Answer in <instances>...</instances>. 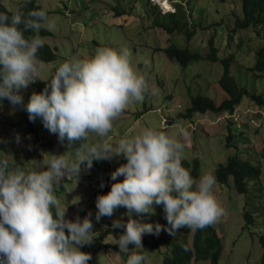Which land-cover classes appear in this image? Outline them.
<instances>
[{"label":"rangeland","instance_id":"obj_1","mask_svg":"<svg viewBox=\"0 0 264 264\" xmlns=\"http://www.w3.org/2000/svg\"><path fill=\"white\" fill-rule=\"evenodd\" d=\"M5 1V0H4ZM23 0L4 2L10 11H16L18 3ZM44 10L49 11L51 26L42 27L50 36L42 37L43 44L49 45L57 54L55 61L46 63L47 69L41 79H51L55 68L71 57H90L97 47H127L136 71L145 75L150 90L154 94L145 96L142 102L130 104L113 122L114 128L109 135L115 144L125 135L132 136L144 128L177 132V139L184 144L182 162L200 163V175L215 173L220 165H226L229 156L239 155L250 159L263 170L264 184V106L258 107L248 97H244L234 113L194 114L185 117L194 97L202 96L213 99L220 104L227 99V94L219 86L224 72L220 63L194 61L187 68L170 60L165 49L171 45L189 48L193 53L206 56L210 52L209 42L219 50L220 59L231 55L235 61L231 75L241 86L258 95L264 92V73L256 74L251 69L256 65V52L263 46L264 28L251 27L247 30L235 29L237 19L243 17L242 5L238 0H166L171 9L161 4L164 0H150L156 4L161 14L175 12L176 6L183 12L178 17L185 18L196 33L189 42L183 32L167 33L156 27L154 17L149 16L148 0H35ZM163 7V8H162ZM113 8L124 10L120 16ZM261 31V36L257 31ZM35 80L26 88H21L23 104H27L33 93H40L47 81ZM179 123L188 133L182 136L173 125ZM240 127V128H239ZM247 131V141L240 131ZM230 130L234 133L233 147L229 146ZM19 134L20 141L15 137ZM95 133H90L88 143L100 141ZM243 145V146H242ZM68 152V153H67ZM67 153L69 158L74 151L68 141L61 142L58 135L49 132L43 126L41 118L28 119V113L22 105L13 108L9 103L0 106V158L7 159L9 170L20 168L25 171H42L47 168L51 154ZM126 163L123 156L109 160H96L95 167H81L79 178L71 177L61 180L54 186V194L67 205L66 219L81 220L89 211L93 221V241L81 247V251L91 254L92 264H125L127 253L120 252L113 235L102 236L113 224L126 215L125 207L114 209L111 217L104 216L99 222L95 220L96 197L107 194L113 183L122 181L123 176L111 180V173ZM197 178V180L199 179ZM103 182L104 187L100 184ZM214 193L225 209V214L212 225L223 239V253L219 264H261L263 249L260 245L264 238V191L257 198L240 195L232 185L216 183ZM154 213L134 219L143 222L166 225L162 205H153ZM249 212L254 220L247 224L244 214ZM195 230L188 235L193 242ZM163 239L182 242L183 231L169 235L163 229ZM129 252L135 245L129 244ZM144 252L143 249H135ZM119 253V256L112 254ZM167 253L165 245L157 252L147 253V264H164ZM197 264H211L200 262Z\"/></svg>","mask_w":264,"mask_h":264},{"label":"clouds","instance_id":"obj_2","mask_svg":"<svg viewBox=\"0 0 264 264\" xmlns=\"http://www.w3.org/2000/svg\"><path fill=\"white\" fill-rule=\"evenodd\" d=\"M45 24L51 26V20L43 8L26 13L18 8L11 16L0 11V101L6 98L13 108L22 105L30 121L41 118L61 142L81 143L71 158L68 152L51 154L42 171L9 170L8 160L0 158V264H88L91 254L80 249L95 237L92 212L82 220L66 219L67 205L54 194V186L66 178L78 180L81 167L91 169L94 160H126L111 173L113 181L124 179L95 201L97 222L118 207L128 210L126 223L112 224L124 229L115 244L127 253L125 264H147L146 253L135 251L144 249L145 234L159 235L163 229L174 236L178 229H203L223 216L225 209L214 193L215 175L206 172L197 180L182 166L184 144L177 132L149 127L109 142L113 122L122 112L154 94L145 75L135 70L130 50L97 47L90 57L63 61L50 80H43L47 65L37 57L43 38L25 32H38ZM37 79L47 81L45 88L23 104L19 90ZM173 127L187 136L179 123ZM90 133L100 141L89 144ZM15 139L19 143V134ZM154 204L163 206L166 225L132 218L133 213H154ZM129 244L135 245L131 252Z\"/></svg>","mask_w":264,"mask_h":264},{"label":"trees","instance_id":"obj_3","mask_svg":"<svg viewBox=\"0 0 264 264\" xmlns=\"http://www.w3.org/2000/svg\"><path fill=\"white\" fill-rule=\"evenodd\" d=\"M242 5L243 17L237 19L235 23V29L247 30L251 27L264 28V0H238ZM149 6L147 7V13L151 17H154L155 26L165 30L169 34L175 32H183L186 39L190 42L195 35V29H190L188 24H182L185 18L178 17L179 12H183L178 5L175 12L161 14L159 7L150 0H148ZM18 8H22L26 13L29 10L41 9L35 0H23L18 3ZM17 8V9H18ZM116 14L120 16L124 10L113 8ZM0 11L5 12L9 16L13 13L7 6H5L0 0ZM46 11V10H45ZM48 17L51 15L49 11H46ZM22 28L23 25H20ZM261 36V31H257ZM25 35H39L40 37L50 36L48 30L43 27L38 32H31L28 30ZM210 52L206 56H202L198 53H193L189 48H181L176 45H171L165 49L166 56L177 63L183 68H187L194 61H209L211 63H220L224 72L219 80V86L224 93L227 94L225 99L220 104H217L213 99L208 97L197 96L192 98L191 107L188 109L185 117H191L194 114H206V113H234L236 108L240 106L244 97H248L258 107L264 106V92L261 95L250 92L247 88L238 84L234 77L231 75V67L235 61L233 55L220 59L219 50L214 46V40L209 42ZM38 59L45 63H51L56 60L57 54L55 51L46 44H43L37 52ZM256 74L260 75L264 73V37L263 46L256 52V65L251 69ZM9 103L5 98L0 101V106ZM240 128V127H239ZM228 137V145L233 147V140L235 139L234 133L230 130ZM244 140L247 141V131L243 129L240 131ZM249 140V139H248ZM80 141L72 142L71 149L75 152V149L79 147ZM243 146V145H242ZM264 152V151H263ZM96 160L93 161V168L95 167ZM182 166L190 171V174L194 179H197L200 175V163L194 160L192 163L182 162ZM216 177V183L219 185H230L232 183L235 191L240 195L249 196L250 198H257V194H261L264 191V184L262 181L263 170L261 165H256L250 159L241 158L239 155L229 156L226 165H220L214 173ZM257 193V194H256ZM53 218H55V211L53 210ZM133 218V217H132ZM244 218L247 224H251L254 220L253 216L246 212ZM134 219V218H133ZM122 223H126L128 217L120 219ZM183 231L182 242L179 240L172 241L170 239H163L159 235L145 234L142 237V244L144 247V253L157 252L161 249L162 245L167 248V253L164 258V264H197L200 262H210L211 264H219V261L223 253V239L219 236L217 229L214 225H209L203 229L195 230L193 236V242L189 243L188 235H190L191 229L181 228ZM124 229L111 227L102 235H113L115 239H118L123 234ZM260 245L263 249V259L261 264H264V238H261Z\"/></svg>","mask_w":264,"mask_h":264},{"label":"bare ground","instance_id":"obj_4","mask_svg":"<svg viewBox=\"0 0 264 264\" xmlns=\"http://www.w3.org/2000/svg\"><path fill=\"white\" fill-rule=\"evenodd\" d=\"M161 4L163 5V7H164V8H166V9H168V10H170V9H171V7H170L169 3H168V2H166V0L162 1V2H161Z\"/></svg>","mask_w":264,"mask_h":264}]
</instances>
